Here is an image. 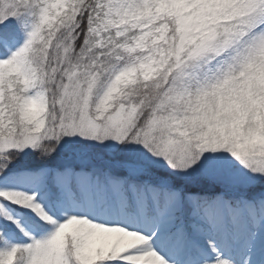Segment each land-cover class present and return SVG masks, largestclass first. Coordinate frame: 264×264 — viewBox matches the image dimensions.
Listing matches in <instances>:
<instances>
[{
  "label": "snow or ice",
  "instance_id": "obj_1",
  "mask_svg": "<svg viewBox=\"0 0 264 264\" xmlns=\"http://www.w3.org/2000/svg\"><path fill=\"white\" fill-rule=\"evenodd\" d=\"M0 264H264V0H0Z\"/></svg>",
  "mask_w": 264,
  "mask_h": 264
}]
</instances>
